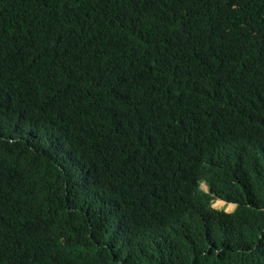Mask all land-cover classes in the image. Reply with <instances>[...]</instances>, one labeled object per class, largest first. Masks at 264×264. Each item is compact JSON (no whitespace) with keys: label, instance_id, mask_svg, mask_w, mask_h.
Here are the masks:
<instances>
[{"label":"trees","instance_id":"16d2710c","mask_svg":"<svg viewBox=\"0 0 264 264\" xmlns=\"http://www.w3.org/2000/svg\"><path fill=\"white\" fill-rule=\"evenodd\" d=\"M32 1L0 22V264H264V0H156L138 33Z\"/></svg>","mask_w":264,"mask_h":264},{"label":"clouds","instance_id":"9594fccd","mask_svg":"<svg viewBox=\"0 0 264 264\" xmlns=\"http://www.w3.org/2000/svg\"><path fill=\"white\" fill-rule=\"evenodd\" d=\"M29 1V0H25ZM50 0H34L31 2L28 19L30 22L36 24L40 29L42 27L43 31L50 33L51 28L42 26L41 23L45 21L47 18V11L50 8L49 4ZM156 0H117V4L119 7V12L122 15V20H120L121 27L130 33H138V32H144L147 31V29H150L151 26L147 22L146 19V13L148 8L153 4V2ZM7 0H0V22L4 21V12L6 9ZM51 9V8H50ZM60 24V29L63 32L68 31V25L63 23L59 18H56L55 24ZM21 35V26L16 23H11L7 27L5 31V39L10 44L13 38H17ZM56 35V32H54V36ZM59 38V37H58ZM205 186L206 188H203ZM202 188L205 190H208L206 183L203 182ZM223 201L224 205L222 207H228L230 204H234V212L236 208L238 207V203L233 202H227L220 198H215V200L212 201V208L218 211H225V209H219L215 204L217 205V201ZM218 206V205H217ZM220 207V206H218ZM227 212V211H225ZM227 212V213H232ZM159 264V263H157Z\"/></svg>","mask_w":264,"mask_h":264},{"label":"bare ground","instance_id":"6f19581e","mask_svg":"<svg viewBox=\"0 0 264 264\" xmlns=\"http://www.w3.org/2000/svg\"><path fill=\"white\" fill-rule=\"evenodd\" d=\"M224 205V202H219L218 206L222 207ZM229 210L233 209L234 208V205L233 204H230L228 207H227Z\"/></svg>","mask_w":264,"mask_h":264},{"label":"rangeland","instance_id":"374dc122","mask_svg":"<svg viewBox=\"0 0 264 264\" xmlns=\"http://www.w3.org/2000/svg\"><path fill=\"white\" fill-rule=\"evenodd\" d=\"M203 188H206L205 186H203ZM214 206H216L217 208H219V209H225V211H227V212H232L233 210H234V208L233 209H231V210H229L228 208H226V207H218L216 204L214 205Z\"/></svg>","mask_w":264,"mask_h":264}]
</instances>
